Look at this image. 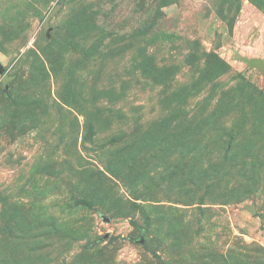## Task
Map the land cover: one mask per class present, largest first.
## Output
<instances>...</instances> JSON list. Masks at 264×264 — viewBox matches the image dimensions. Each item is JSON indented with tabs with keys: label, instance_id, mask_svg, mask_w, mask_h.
Masks as SVG:
<instances>
[{
	"label": "rangeland",
	"instance_id": "obj_1",
	"mask_svg": "<svg viewBox=\"0 0 264 264\" xmlns=\"http://www.w3.org/2000/svg\"><path fill=\"white\" fill-rule=\"evenodd\" d=\"M0 62V264H264V0H0Z\"/></svg>",
	"mask_w": 264,
	"mask_h": 264
},
{
	"label": "water",
	"instance_id": "obj_2",
	"mask_svg": "<svg viewBox=\"0 0 264 264\" xmlns=\"http://www.w3.org/2000/svg\"><path fill=\"white\" fill-rule=\"evenodd\" d=\"M3 71H4V66H3L2 63L0 62V73H3ZM8 87H9L8 83H5V84H4V88L7 90ZM103 218H104L105 220H107V221H110V218L107 217V216H103Z\"/></svg>",
	"mask_w": 264,
	"mask_h": 264
},
{
	"label": "trees",
	"instance_id": "obj_3",
	"mask_svg": "<svg viewBox=\"0 0 264 264\" xmlns=\"http://www.w3.org/2000/svg\"><path fill=\"white\" fill-rule=\"evenodd\" d=\"M246 62H249V65H253V66H255V65H257L256 63L257 62H262L263 60H260V59H257V60H246V59H244Z\"/></svg>",
	"mask_w": 264,
	"mask_h": 264
}]
</instances>
